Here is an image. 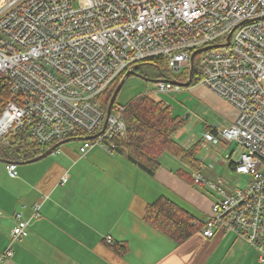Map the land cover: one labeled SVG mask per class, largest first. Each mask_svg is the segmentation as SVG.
<instances>
[{
    "label": "built area",
    "instance_id": "obj_1",
    "mask_svg": "<svg viewBox=\"0 0 264 264\" xmlns=\"http://www.w3.org/2000/svg\"><path fill=\"white\" fill-rule=\"evenodd\" d=\"M201 49L198 85L236 117L231 124L215 119L201 144L190 137L182 146L234 143L225 159L247 179L229 189L192 174L216 195L201 233H233L264 264V0H0V148L19 136L42 146L82 138L81 156L94 148L113 154L115 139L126 135L125 107L113 106L106 117L107 88L156 57L174 74L187 71V81L191 55ZM174 81L160 76L154 92L179 91ZM6 173L16 178L17 164H6ZM40 207L33 205L30 220ZM15 220L0 264L28 236L30 220L21 213Z\"/></svg>",
    "mask_w": 264,
    "mask_h": 264
},
{
    "label": "crops",
    "instance_id": "obj_2",
    "mask_svg": "<svg viewBox=\"0 0 264 264\" xmlns=\"http://www.w3.org/2000/svg\"><path fill=\"white\" fill-rule=\"evenodd\" d=\"M187 90L199 98L192 118L198 119L200 132L190 137L200 144L202 133L213 127L215 119L222 124L234 121L235 109L203 86L195 84ZM181 129L174 139L184 145L190 137ZM236 148L234 143L216 149L199 145L198 172L229 189L244 186L247 179L235 175L225 159ZM49 155L34 168L19 169L24 178L19 196L0 195V255L9 243L15 214L30 220L33 205L41 204L39 217L29 222L28 236L13 245V256L5 264H259L257 249L233 233L202 235L216 195L204 194L205 187L178 177V171L190 170L170 153L161 155L153 176L122 154L98 149L81 156L79 148L76 152L57 148ZM161 196L187 210L201 225L181 245L143 220L146 205ZM116 242L126 243L123 256L112 250Z\"/></svg>",
    "mask_w": 264,
    "mask_h": 264
},
{
    "label": "trees",
    "instance_id": "obj_3",
    "mask_svg": "<svg viewBox=\"0 0 264 264\" xmlns=\"http://www.w3.org/2000/svg\"><path fill=\"white\" fill-rule=\"evenodd\" d=\"M144 63L155 65L160 76L171 77L179 82L186 80L187 71L182 74L172 73L166 59L162 57L150 58L140 65ZM140 65L135 73L139 72ZM197 66L198 56L194 58L195 74L190 86L200 81ZM119 81L109 86L101 97L103 106L108 105ZM124 107L125 110L122 113L126 124V135L123 139H115L114 153L124 155L131 164L150 176L158 170L161 155L170 153L190 170L178 171L177 176L195 185L190 176L191 172H198L199 169L196 159L199 145L185 148L174 139L175 133L182 128L184 120L174 117L171 108L165 103L156 101L146 94L135 97ZM51 147L29 143L23 136H19L13 139L9 147L0 148V158L23 163L40 156ZM143 220L177 245L186 242L201 228L191 213L162 196L146 205ZM112 250L123 256L127 252V245L125 242H116Z\"/></svg>",
    "mask_w": 264,
    "mask_h": 264
},
{
    "label": "rangeland",
    "instance_id": "obj_4",
    "mask_svg": "<svg viewBox=\"0 0 264 264\" xmlns=\"http://www.w3.org/2000/svg\"><path fill=\"white\" fill-rule=\"evenodd\" d=\"M140 70L137 73L138 76H129L125 79L124 85L117 95L116 98V105H122L125 106L127 103H129L132 99L135 97L146 94L149 97L153 98L154 100L162 101L167 106H170V108L173 111V116L178 117L181 120H184V126L182 127L181 131H184V136L190 137L196 135L198 132H200V123L198 122L197 118H192V114L199 104V98L195 96L192 92L187 90V88H180L177 92H171L166 94L158 93L156 94L154 92L155 87L154 83L155 81L160 79V72L158 68L149 63H144L140 65ZM189 115L187 118L186 116ZM185 139L181 137L180 142H184ZM81 143L80 141H73L66 144H63L59 147V149H69L70 151L76 152L78 148L80 147ZM98 149V148H94ZM100 150V149H98ZM52 157V155H49V158ZM45 161V159H41L37 162L31 163V164H18L17 165V172L18 176L15 179H11L7 176L5 171V164L0 162V195H7L11 197H17L21 193V188L19 187V183H22L24 181V178L21 174V171L19 170L22 167H35V165H39L41 162ZM36 177V172H35ZM197 187V186H195ZM205 192L204 194L209 193V190L204 188ZM196 190H203L196 188ZM12 230V229H11ZM10 230V231H11Z\"/></svg>",
    "mask_w": 264,
    "mask_h": 264
},
{
    "label": "water",
    "instance_id": "obj_5",
    "mask_svg": "<svg viewBox=\"0 0 264 264\" xmlns=\"http://www.w3.org/2000/svg\"><path fill=\"white\" fill-rule=\"evenodd\" d=\"M205 50L206 49H201V50H197V51H195V52L192 53L191 58H190V70H188L189 71V74H188L187 81H185L184 83H180L178 81H174V82H172L174 85L179 86L181 88H188V87H190L191 83L193 82V78H194V70H195V67H194V58H195V56L197 54L199 55V53H201L202 51H205ZM131 75L132 76H138L139 77V75L137 73H135V72H128V73H126V75L124 76V78L118 83L117 87L115 88V90H114V92H113V94H112V96H111V98L109 100V103H108L107 108H106V113H107L106 114V117H108V115L110 114V112H111V110H112V108L114 106V103L116 101L117 95L119 94V92L121 91V89H122V87L124 85L125 79L127 77L131 76ZM105 124H106V121L104 123V126H105ZM104 126H103V128H104ZM90 138H92V137H88V138H85V139H90ZM81 140H82V138H74V139H67L65 141H61L60 143H56L55 145H53L51 148H49L47 151H45L40 156H37V157H35V158L27 161V162H23V163H16L15 162V163L18 165V164H31V163L37 162V161L41 160L43 157H46V155L51 154L53 151H55L61 145L66 144V143H69V141L70 142H73V141H81ZM0 162L1 163H4V164H8L11 161H8V160H5V159L0 158Z\"/></svg>",
    "mask_w": 264,
    "mask_h": 264
}]
</instances>
